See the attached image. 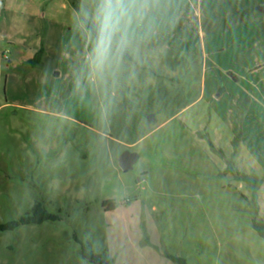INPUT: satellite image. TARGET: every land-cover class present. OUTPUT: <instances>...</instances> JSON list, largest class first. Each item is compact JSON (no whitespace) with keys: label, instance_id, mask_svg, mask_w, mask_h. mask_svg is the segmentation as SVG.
<instances>
[{"label":"rangeland","instance_id":"374dc122","mask_svg":"<svg viewBox=\"0 0 264 264\" xmlns=\"http://www.w3.org/2000/svg\"><path fill=\"white\" fill-rule=\"evenodd\" d=\"M261 4L148 0L102 86L95 0H0V264H264Z\"/></svg>","mask_w":264,"mask_h":264},{"label":"clouds","instance_id":"9594fccd","mask_svg":"<svg viewBox=\"0 0 264 264\" xmlns=\"http://www.w3.org/2000/svg\"><path fill=\"white\" fill-rule=\"evenodd\" d=\"M148 0H95L91 13L93 36L88 62L93 77L103 86L119 71L127 47L132 20L139 17ZM104 115L107 112L102 110Z\"/></svg>","mask_w":264,"mask_h":264},{"label":"trees","instance_id":"16d2710c","mask_svg":"<svg viewBox=\"0 0 264 264\" xmlns=\"http://www.w3.org/2000/svg\"><path fill=\"white\" fill-rule=\"evenodd\" d=\"M80 17H81L82 25H83V27H85V30H87L93 36L94 32H93L92 23L89 22V20L86 17H84L82 14H80ZM42 53H43V48H40L37 51V53L35 54V58L31 60L33 66H35L36 64H38L40 62V57H41ZM31 210L36 214H34L33 217H31V216L30 217H24L21 220V223H23V224L40 223V222L45 221V220L54 219V216L49 215L47 213H44L39 204L34 205ZM15 225L16 224L0 225V230L6 229V228H12ZM255 228L257 229V231L262 236H264V233L260 229H258L257 226H255ZM83 255L92 264H112V260L110 258L103 257L99 254L93 253V252L89 251L87 248H84ZM169 257H171L174 261H177L181 264H184V260L181 258H176V257H172V256H169Z\"/></svg>","mask_w":264,"mask_h":264},{"label":"crops","instance_id":"0c3cea01","mask_svg":"<svg viewBox=\"0 0 264 264\" xmlns=\"http://www.w3.org/2000/svg\"><path fill=\"white\" fill-rule=\"evenodd\" d=\"M260 6H264V5H259V7ZM258 8V7H257ZM201 20V21H203V17L201 16V14L199 13L198 14V20ZM209 20V23H208V31H210V32H212L213 30H214V27H213V23H214V21L213 20H210V19H208ZM36 28H34V32H33V35L34 36H36L35 38H37L38 39V34H39V30H40V28H41V23L40 22H36ZM34 26V25H33ZM78 30H79V33L82 35V37L83 36H85V38H88L89 37V32L87 31V30H85L84 29V27H81V26H79L78 27ZM22 31H17L14 35H1L0 36V42H9V43H11V44H14V45H17L18 46V44L16 43V41H17V39H18V37H23L22 35ZM24 38H26L27 39V37H24ZM23 38V39H24ZM29 38V37H28ZM128 38H131L132 39V37L131 36H128ZM36 39V40H37ZM130 39V40H131ZM32 46H33V49H32V51L33 52H37L39 49H40V44H38L37 42L34 44V43H32ZM19 62V61H18ZM18 62H17V64H18ZM9 63H11L12 64V61L11 62H9Z\"/></svg>","mask_w":264,"mask_h":264},{"label":"water","instance_id":"95a60500","mask_svg":"<svg viewBox=\"0 0 264 264\" xmlns=\"http://www.w3.org/2000/svg\"><path fill=\"white\" fill-rule=\"evenodd\" d=\"M258 11L264 13V6H260L257 8ZM138 160V154L124 151L118 158V165L121 171L132 170L133 165Z\"/></svg>","mask_w":264,"mask_h":264}]
</instances>
